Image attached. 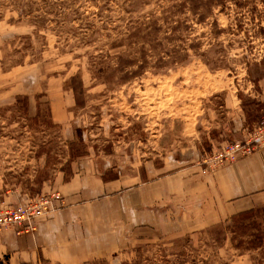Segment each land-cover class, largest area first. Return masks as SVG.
<instances>
[{
    "label": "rangeland",
    "instance_id": "obj_1",
    "mask_svg": "<svg viewBox=\"0 0 264 264\" xmlns=\"http://www.w3.org/2000/svg\"><path fill=\"white\" fill-rule=\"evenodd\" d=\"M263 119L264 0H0V205L52 190L62 209L55 179L87 166L209 175ZM218 225L82 264H264Z\"/></svg>",
    "mask_w": 264,
    "mask_h": 264
},
{
    "label": "crops",
    "instance_id": "obj_2",
    "mask_svg": "<svg viewBox=\"0 0 264 264\" xmlns=\"http://www.w3.org/2000/svg\"><path fill=\"white\" fill-rule=\"evenodd\" d=\"M151 172L144 166L142 180L135 175L132 184L125 177L104 181L89 166L69 181L56 178L65 207L40 220L33 235L0 233V259L82 264L122 252L138 238L160 241L170 233L207 230L264 207V149L209 175L197 167L156 177Z\"/></svg>",
    "mask_w": 264,
    "mask_h": 264
},
{
    "label": "built area",
    "instance_id": "obj_3",
    "mask_svg": "<svg viewBox=\"0 0 264 264\" xmlns=\"http://www.w3.org/2000/svg\"><path fill=\"white\" fill-rule=\"evenodd\" d=\"M225 146L228 151L224 155L230 161L264 149V119L253 128L248 139ZM60 206L61 198L52 190L44 195L22 198L19 202L1 204L0 232L12 231L17 235L33 233L39 221L49 218Z\"/></svg>",
    "mask_w": 264,
    "mask_h": 264
},
{
    "label": "trees",
    "instance_id": "obj_4",
    "mask_svg": "<svg viewBox=\"0 0 264 264\" xmlns=\"http://www.w3.org/2000/svg\"><path fill=\"white\" fill-rule=\"evenodd\" d=\"M40 96H37L38 100ZM22 101L26 102L25 114H27V98H23ZM259 217L262 219V225L258 223ZM264 214L262 209L252 208L240 213H237L224 222L220 223L218 227H225L232 235V240L235 241L237 237H245L247 241H239L238 246H234L235 249H240L242 243H245L247 250H259L264 245ZM213 229V227H212ZM211 228L206 230V233H210ZM4 261H8V256L3 257ZM0 264L2 262L0 261Z\"/></svg>",
    "mask_w": 264,
    "mask_h": 264
}]
</instances>
